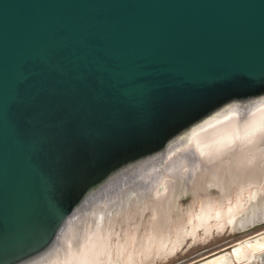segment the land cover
I'll return each instance as SVG.
<instances>
[{
	"label": "water",
	"instance_id": "95a60500",
	"mask_svg": "<svg viewBox=\"0 0 264 264\" xmlns=\"http://www.w3.org/2000/svg\"><path fill=\"white\" fill-rule=\"evenodd\" d=\"M261 98L264 0H0V264L48 250L112 176Z\"/></svg>",
	"mask_w": 264,
	"mask_h": 264
},
{
	"label": "bare ground",
	"instance_id": "6f19581e",
	"mask_svg": "<svg viewBox=\"0 0 264 264\" xmlns=\"http://www.w3.org/2000/svg\"><path fill=\"white\" fill-rule=\"evenodd\" d=\"M214 139L219 140L206 144ZM212 187L218 196L203 197L199 208L191 204L186 225L160 232L181 214L179 201L185 192L192 191L196 198L197 192ZM232 187L235 199L230 203ZM148 211L150 237L126 259L124 245L115 243L113 234L132 223L139 230ZM260 222H264V98L229 105L164 154L141 163L133 174L112 176L96 198L73 213L48 250L23 264H151L175 254L201 228L207 234L224 231L228 224L231 230H245ZM235 260L264 264V231L241 241L234 254L220 253L199 264Z\"/></svg>",
	"mask_w": 264,
	"mask_h": 264
},
{
	"label": "rangeland",
	"instance_id": "374dc122",
	"mask_svg": "<svg viewBox=\"0 0 264 264\" xmlns=\"http://www.w3.org/2000/svg\"><path fill=\"white\" fill-rule=\"evenodd\" d=\"M219 139H214L212 141L207 142L206 144L213 143L214 141L216 142ZM200 164H201V160H200V162L198 161V163L196 164V166L194 168H196L198 170L199 167H202V165H200ZM159 165L161 167L163 164L159 163L158 166ZM191 176L192 175L188 176V178H187L188 184L190 183V181L192 179ZM234 189H235V187L234 188L232 187L230 189V192L233 193V194L231 193L232 199H231L230 203L233 202V200L235 199ZM213 190H215V191H213ZM217 191H218V189L216 187L210 188L209 191L200 190L199 192H197V195L195 194L197 201H196V198H195L194 193L192 191L188 190L187 192H185V194L180 198V201H179V209L181 210V214L178 217L173 216L170 219L171 222L169 220V224H167L168 226L166 225L160 232H162V231L169 232L170 231L169 229L174 230L179 225H181V226L186 225V223L189 219L188 218L189 216H186L189 208L192 205L196 208H199V205L201 204V202H202L201 200L203 197H205L209 194L212 196H218ZM144 199H146V197ZM149 215H150V212L148 211L145 215V219H143L144 221H142V226L139 230L137 228V225L135 223H132L129 228H127L126 226L123 225V227L118 231V234H116V233L113 234L114 242L115 243L120 242L121 246L124 245V247H125L124 251L126 253L125 254L126 259H128L127 257H130V255L133 252H136V250H137L136 248H138L141 245L140 241H143L144 243H146L148 238L150 237V231L148 229L149 228L148 223L150 220ZM250 227L245 229V230H231V228L228 224L226 226V228L224 229V231H218L216 229H213L210 232L211 234L210 233L206 234L204 229L201 228L197 231L195 237L191 236V235L188 236L185 243L183 244V246L180 249H178V251H176L175 254H173L172 256H170L166 260H163V259L157 260L155 262H152L151 264H195V263L199 264L201 262H204L205 260L207 261V260H210L216 256H219L220 253L223 254V253L229 252V253L234 254L233 248L235 246H236L235 248H237L239 246V244L241 243V241H243V240H245L251 236H255L258 233L264 231V222L257 223L256 225L250 226ZM147 229H148V231H147ZM136 234H138V236H139L138 241H135V239H134ZM142 234H143V236L141 237ZM118 236H119V238H118ZM222 251H224V252H222ZM107 264H111V262L108 261ZM235 264H243V263L240 262L239 260H235Z\"/></svg>",
	"mask_w": 264,
	"mask_h": 264
}]
</instances>
